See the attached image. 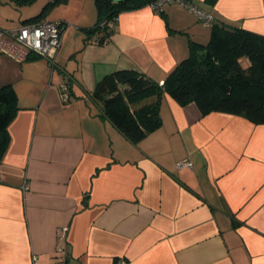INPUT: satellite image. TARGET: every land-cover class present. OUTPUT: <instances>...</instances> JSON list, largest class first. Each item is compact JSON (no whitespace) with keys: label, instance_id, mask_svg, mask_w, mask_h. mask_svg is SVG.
I'll list each match as a JSON object with an SVG mask.
<instances>
[{"label":"crops","instance_id":"crops-1","mask_svg":"<svg viewBox=\"0 0 264 264\" xmlns=\"http://www.w3.org/2000/svg\"><path fill=\"white\" fill-rule=\"evenodd\" d=\"M189 1L264 36V0ZM96 22L65 26L53 66L0 52L19 107L0 161V264H264V125L165 95L161 127L134 144L91 96L119 70L163 84L211 27L178 3L145 6L99 46Z\"/></svg>","mask_w":264,"mask_h":264},{"label":"trees","instance_id":"trees-1","mask_svg":"<svg viewBox=\"0 0 264 264\" xmlns=\"http://www.w3.org/2000/svg\"><path fill=\"white\" fill-rule=\"evenodd\" d=\"M35 1L7 0L15 9ZM58 1L53 0L49 6ZM155 1L95 0L97 22L85 29L88 39L99 46L108 44L122 13ZM43 15L22 24L43 21ZM210 27V41H191L189 57L174 68L163 84L136 70H119L104 77L91 94L103 105L102 118L137 144L161 127V105L168 95L182 107L195 103L203 116L224 113L264 125V36L215 21ZM39 59L30 58L28 62ZM18 111L14 88L0 85V161L10 146L9 127Z\"/></svg>","mask_w":264,"mask_h":264},{"label":"built area","instance_id":"built-area-1","mask_svg":"<svg viewBox=\"0 0 264 264\" xmlns=\"http://www.w3.org/2000/svg\"><path fill=\"white\" fill-rule=\"evenodd\" d=\"M172 3L182 5L207 27H210L215 21L213 13L198 8L189 0H157L149 7L156 13H161L165 6ZM65 26L60 21L43 20L37 23L22 24L16 28H0V52L18 63H26L30 58H40L47 60L53 66L62 46ZM69 92V87L63 85L62 100L64 102L70 100ZM178 167L193 168V164L185 160L179 162ZM67 230L65 229V231ZM118 264L127 263L119 261Z\"/></svg>","mask_w":264,"mask_h":264},{"label":"rangeland","instance_id":"rangeland-1","mask_svg":"<svg viewBox=\"0 0 264 264\" xmlns=\"http://www.w3.org/2000/svg\"><path fill=\"white\" fill-rule=\"evenodd\" d=\"M53 0H36L33 4L15 9L7 0H0V28L17 26L20 21L34 19L41 16L46 21L66 20V28L73 29V34L78 33L79 22H92L96 18L97 11L95 0H59L54 6H49ZM68 6H70L68 8ZM48 7V8H47ZM9 25V26H8Z\"/></svg>","mask_w":264,"mask_h":264}]
</instances>
